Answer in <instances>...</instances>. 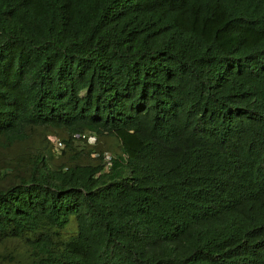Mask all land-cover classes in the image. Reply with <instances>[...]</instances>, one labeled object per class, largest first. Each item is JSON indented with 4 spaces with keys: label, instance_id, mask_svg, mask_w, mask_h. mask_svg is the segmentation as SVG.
I'll list each match as a JSON object with an SVG mask.
<instances>
[{
    "label": "trees",
    "instance_id": "1",
    "mask_svg": "<svg viewBox=\"0 0 264 264\" xmlns=\"http://www.w3.org/2000/svg\"><path fill=\"white\" fill-rule=\"evenodd\" d=\"M0 264H264V0H0Z\"/></svg>",
    "mask_w": 264,
    "mask_h": 264
},
{
    "label": "built area",
    "instance_id": "2",
    "mask_svg": "<svg viewBox=\"0 0 264 264\" xmlns=\"http://www.w3.org/2000/svg\"><path fill=\"white\" fill-rule=\"evenodd\" d=\"M88 140H89V142H94V137H89ZM56 145H57V148L61 147V142H57Z\"/></svg>",
    "mask_w": 264,
    "mask_h": 264
}]
</instances>
